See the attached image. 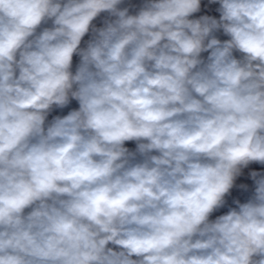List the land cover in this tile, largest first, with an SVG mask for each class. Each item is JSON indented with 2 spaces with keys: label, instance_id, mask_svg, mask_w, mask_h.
<instances>
[{
  "label": "clouds",
  "instance_id": "clouds-1",
  "mask_svg": "<svg viewBox=\"0 0 264 264\" xmlns=\"http://www.w3.org/2000/svg\"><path fill=\"white\" fill-rule=\"evenodd\" d=\"M208 4L0 0V264H264V171L227 200L264 165V0Z\"/></svg>",
  "mask_w": 264,
  "mask_h": 264
},
{
  "label": "crops",
  "instance_id": "crops-1",
  "mask_svg": "<svg viewBox=\"0 0 264 264\" xmlns=\"http://www.w3.org/2000/svg\"><path fill=\"white\" fill-rule=\"evenodd\" d=\"M138 2V0H137ZM206 5V7H205ZM219 5L218 4H208V0H202V11L198 14H195L197 17L199 15H212L215 16L216 18H219V13L216 11V8H218ZM218 37L220 39H227L226 36H224L222 33H217ZM87 39V37L85 38ZM75 59V58H74ZM126 147H128L131 150L135 149V142H126ZM251 171H264V165H259V164H251L248 166V168L243 170V174L237 178L236 180V184L240 185V184H246L248 185V191H245L244 189H241L239 187H235L232 190V194L231 196H229L227 198L228 200V206H235L234 204H232L233 199H240L241 202H245L248 195L250 194V191L252 189V185H253V181L250 178L249 173ZM228 206H225L224 208H221L220 210H218L217 212L213 213L212 215V219H215L216 216L224 214L228 211Z\"/></svg>",
  "mask_w": 264,
  "mask_h": 264
},
{
  "label": "rangeland",
  "instance_id": "rangeland-1",
  "mask_svg": "<svg viewBox=\"0 0 264 264\" xmlns=\"http://www.w3.org/2000/svg\"><path fill=\"white\" fill-rule=\"evenodd\" d=\"M78 104L73 101L67 108L61 110V109H55L54 112L49 116V119H51L52 115H66L67 112L72 108H77Z\"/></svg>",
  "mask_w": 264,
  "mask_h": 264
},
{
  "label": "built area",
  "instance_id": "built-area-1",
  "mask_svg": "<svg viewBox=\"0 0 264 264\" xmlns=\"http://www.w3.org/2000/svg\"><path fill=\"white\" fill-rule=\"evenodd\" d=\"M202 55L206 57L207 56V53H203Z\"/></svg>",
  "mask_w": 264,
  "mask_h": 264
}]
</instances>
